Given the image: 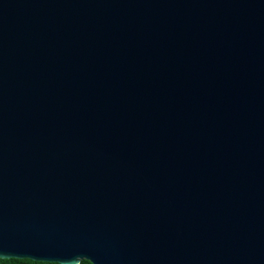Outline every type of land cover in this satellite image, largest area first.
Returning a JSON list of instances; mask_svg holds the SVG:
<instances>
[{
	"label": "water",
	"instance_id": "water-1",
	"mask_svg": "<svg viewBox=\"0 0 264 264\" xmlns=\"http://www.w3.org/2000/svg\"><path fill=\"white\" fill-rule=\"evenodd\" d=\"M0 253L264 264V0H0Z\"/></svg>",
	"mask_w": 264,
	"mask_h": 264
},
{
	"label": "snow or ice",
	"instance_id": "snow-or-ice-1",
	"mask_svg": "<svg viewBox=\"0 0 264 264\" xmlns=\"http://www.w3.org/2000/svg\"><path fill=\"white\" fill-rule=\"evenodd\" d=\"M60 258H37L33 255L0 253V264H60Z\"/></svg>",
	"mask_w": 264,
	"mask_h": 264
},
{
	"label": "trees",
	"instance_id": "trees-1",
	"mask_svg": "<svg viewBox=\"0 0 264 264\" xmlns=\"http://www.w3.org/2000/svg\"><path fill=\"white\" fill-rule=\"evenodd\" d=\"M79 264H92L91 261L83 259Z\"/></svg>",
	"mask_w": 264,
	"mask_h": 264
}]
</instances>
